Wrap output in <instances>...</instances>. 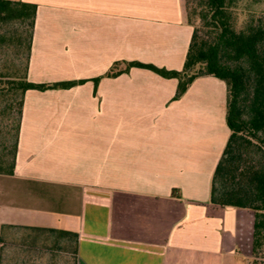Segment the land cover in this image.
<instances>
[{
    "label": "crops",
    "instance_id": "crops-1",
    "mask_svg": "<svg viewBox=\"0 0 264 264\" xmlns=\"http://www.w3.org/2000/svg\"><path fill=\"white\" fill-rule=\"evenodd\" d=\"M22 1L35 3L26 77L86 79L23 91L0 226L75 232L73 264H249L251 209L208 201L224 81L197 76L173 98V76L105 74L131 59L180 68L181 0Z\"/></svg>",
    "mask_w": 264,
    "mask_h": 264
},
{
    "label": "trees",
    "instance_id": "trees-1",
    "mask_svg": "<svg viewBox=\"0 0 264 264\" xmlns=\"http://www.w3.org/2000/svg\"><path fill=\"white\" fill-rule=\"evenodd\" d=\"M183 17L191 34L180 68H165L152 62L126 60L122 69L105 71L115 75L129 66L148 68L162 76L176 78L173 98L179 97L191 81L201 75H212L225 84L224 120L228 133L211 171L208 201L221 206L247 207L252 211L249 264H264V10L244 8L239 19L236 0H181ZM35 3L22 0H0V21L19 20L27 27L19 32L24 42L22 73L6 80L17 89V120L12 142L1 144L0 171L10 172L14 160L16 133L23 91L26 88L69 87L86 78L32 81L26 77ZM22 35V36H21ZM0 34V42H2ZM21 40V41H22ZM100 75L92 76L95 84ZM22 229L35 242L38 233L53 243L71 247V264L75 258L76 233L43 226H0V240L7 228ZM30 234V235H29ZM1 249V246H0Z\"/></svg>",
    "mask_w": 264,
    "mask_h": 264
},
{
    "label": "rangeland",
    "instance_id": "rangeland-1",
    "mask_svg": "<svg viewBox=\"0 0 264 264\" xmlns=\"http://www.w3.org/2000/svg\"><path fill=\"white\" fill-rule=\"evenodd\" d=\"M240 19L244 8L252 11L264 10V0H236ZM27 25L19 20L0 21V151L1 144H10L13 138V126L17 120V89L6 80L22 73L24 62V42L19 41V32L24 35ZM21 35V36H22ZM116 67V65H114ZM211 84V85H210ZM210 90H220L213 82L205 85ZM5 155H8V149ZM26 231L19 228L7 230L1 240L0 264H71V247L63 243L56 245L46 234L38 233L35 242H31ZM30 235V234H29Z\"/></svg>",
    "mask_w": 264,
    "mask_h": 264
}]
</instances>
